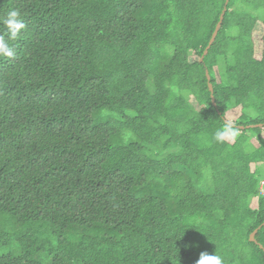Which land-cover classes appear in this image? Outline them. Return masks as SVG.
<instances>
[{"label":"trees","instance_id":"obj_1","mask_svg":"<svg viewBox=\"0 0 264 264\" xmlns=\"http://www.w3.org/2000/svg\"><path fill=\"white\" fill-rule=\"evenodd\" d=\"M11 8L0 264H264V0ZM227 119L238 135L217 142Z\"/></svg>","mask_w":264,"mask_h":264},{"label":"clouds","instance_id":"obj_2","mask_svg":"<svg viewBox=\"0 0 264 264\" xmlns=\"http://www.w3.org/2000/svg\"><path fill=\"white\" fill-rule=\"evenodd\" d=\"M0 25H3V32H0V58L15 59L17 52L12 43L22 36V30L26 29V23L21 18L18 9L11 8L4 16H0ZM238 135V128L230 123H225L222 129L214 133L217 142H223L226 138H235ZM196 264H223L221 256L201 252Z\"/></svg>","mask_w":264,"mask_h":264},{"label":"water","instance_id":"obj_3","mask_svg":"<svg viewBox=\"0 0 264 264\" xmlns=\"http://www.w3.org/2000/svg\"><path fill=\"white\" fill-rule=\"evenodd\" d=\"M227 4V3H226ZM225 10H226V8H224V10L222 11V13H221V15H220V19H219V21H218V23H217V25H216V28H215V30H214V32H213V34H212V37H211V39H210V41H209V43H208V45L206 46V48H205V51H204V54L202 55V58H201V60L204 58V56L208 53V50L210 49V47H211V45L213 44V42L215 41V39H216V36H217V34H218V31H219V29H220V26H221V24H222V21H223V17H224V12H225ZM206 74H207V78H208V85H209V88H210V91H211V93H212V101H213V103L216 105V100H215V97H214V95H213V84H212V82H211V77H210V74H209V71L207 70L206 71ZM228 123H230V124H233L234 125V123L233 122H230V120H226ZM257 126H263L264 124L263 123H258V124H256ZM240 128H244L245 126H243V125H238ZM250 126H252V125H247V127H250ZM263 224H264V222H263ZM261 226H259L258 228H256L251 234H250V239L251 240H256L255 239V235H256V233H257V231H258V229L260 228ZM261 247H262V245H261Z\"/></svg>","mask_w":264,"mask_h":264},{"label":"built area","instance_id":"obj_4","mask_svg":"<svg viewBox=\"0 0 264 264\" xmlns=\"http://www.w3.org/2000/svg\"><path fill=\"white\" fill-rule=\"evenodd\" d=\"M260 190H261V193L264 194V178L261 180Z\"/></svg>","mask_w":264,"mask_h":264},{"label":"rangeland","instance_id":"obj_5","mask_svg":"<svg viewBox=\"0 0 264 264\" xmlns=\"http://www.w3.org/2000/svg\"><path fill=\"white\" fill-rule=\"evenodd\" d=\"M228 116L230 117V119H234L236 117V115L234 113H231V112L228 113ZM230 122H232V121H230Z\"/></svg>","mask_w":264,"mask_h":264}]
</instances>
